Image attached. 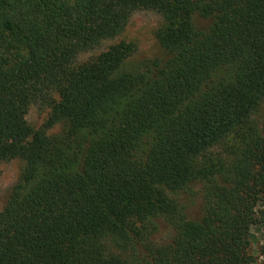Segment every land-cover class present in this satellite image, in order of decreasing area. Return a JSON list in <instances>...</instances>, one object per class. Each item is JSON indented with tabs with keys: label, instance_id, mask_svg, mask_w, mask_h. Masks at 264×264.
Here are the masks:
<instances>
[{
	"label": "trees",
	"instance_id": "1",
	"mask_svg": "<svg viewBox=\"0 0 264 264\" xmlns=\"http://www.w3.org/2000/svg\"><path fill=\"white\" fill-rule=\"evenodd\" d=\"M138 11L162 18V58L131 67L121 42L77 64ZM33 103L51 106L39 130ZM263 103L264 0H0V165L23 163L0 264H252ZM182 194L201 195L199 220L169 196Z\"/></svg>",
	"mask_w": 264,
	"mask_h": 264
},
{
	"label": "rangeland",
	"instance_id": "2",
	"mask_svg": "<svg viewBox=\"0 0 264 264\" xmlns=\"http://www.w3.org/2000/svg\"><path fill=\"white\" fill-rule=\"evenodd\" d=\"M199 26L204 25L198 22ZM162 25V18L151 11L135 12L126 26L124 32L113 40L101 43L92 51L83 53L77 59V64L87 62L101 53L107 51L110 47L121 42L132 43L135 46L134 54L127 60L129 66L134 67L141 62L162 58L164 52L156 40V32ZM55 96V100H56ZM51 113V106L44 103H33L26 115V121L31 128L39 130L43 128ZM264 116V103L254 116V120H262ZM60 131V126H56L47 131V134H55ZM232 136L223 140L218 146L214 147L208 156L214 159L225 158L226 146L231 144ZM23 163L20 160H10L0 165V211L2 210L6 198L17 183ZM179 205L186 208L187 219L197 221L200 219L202 211V197L196 195L189 197L187 195H169ZM173 236V230L165 223L158 222V233L155 236L156 244L166 245L170 243ZM250 255L253 259L252 264H264V225H254L250 228Z\"/></svg>",
	"mask_w": 264,
	"mask_h": 264
}]
</instances>
